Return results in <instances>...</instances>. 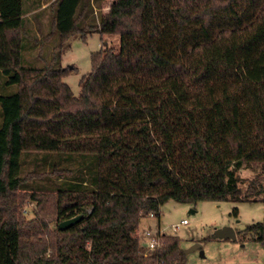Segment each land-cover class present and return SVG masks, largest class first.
Returning a JSON list of instances; mask_svg holds the SVG:
<instances>
[{"label": "trees", "instance_id": "1", "mask_svg": "<svg viewBox=\"0 0 264 264\" xmlns=\"http://www.w3.org/2000/svg\"><path fill=\"white\" fill-rule=\"evenodd\" d=\"M25 1L0 0V264H185L175 235L149 256L126 235L169 200L264 207V0H29L56 39L41 68L24 65ZM91 33L118 43L75 97L61 54ZM29 155L41 170L23 173ZM236 236L264 246V217Z\"/></svg>", "mask_w": 264, "mask_h": 264}, {"label": "rangeland", "instance_id": "2", "mask_svg": "<svg viewBox=\"0 0 264 264\" xmlns=\"http://www.w3.org/2000/svg\"><path fill=\"white\" fill-rule=\"evenodd\" d=\"M110 1L107 0L102 5V12L108 9ZM31 2L29 0L25 1L24 5L25 8H29L28 14H26L28 40H26L27 46L23 55L24 65L41 68L48 65L56 39L53 36L47 37L51 15L48 3L44 4L40 10L33 11L30 10ZM95 12L99 13L98 10H95ZM38 26L42 30V35ZM34 38L38 39L39 50L33 48V45L35 46ZM102 42H106L107 45L117 44L118 37L91 33L86 35L85 39L73 38L69 40L66 49L61 54V67L70 69V72L62 80L68 85L75 97L80 93L79 81L81 77L90 71V56L102 48ZM40 155L37 157L40 158ZM41 163L40 159L35 162L32 155L23 158V173L41 170ZM256 174H260V168L258 167L244 169L239 172V176L245 183L244 188L247 186V182L252 180ZM43 178L47 179L45 176ZM44 179L29 181L27 185L29 188H43ZM234 208L238 210L237 217L231 214ZM37 211H40L39 205L29 198L26 199L22 208L24 219L26 221L33 219ZM52 217L51 214L46 217L47 229L55 227V223L51 221ZM263 217L264 207L262 202L259 201L238 203L202 201L196 204H184L169 200L161 206L159 217L141 219L138 228L143 230L140 236H138L140 230H137L126 235V238L141 242L143 240L142 233L146 229L152 232L159 229L167 235L177 236L180 239L182 251L189 249L195 243L201 244L200 250L184 254L185 264H264L263 245L257 244L247 237L242 240L241 236H238L235 241L212 238L216 229L231 227L235 232H241L248 225L262 221ZM183 220H186L187 223L180 225ZM176 225H179V228L174 233L171 229Z\"/></svg>", "mask_w": 264, "mask_h": 264}, {"label": "built area", "instance_id": "3", "mask_svg": "<svg viewBox=\"0 0 264 264\" xmlns=\"http://www.w3.org/2000/svg\"><path fill=\"white\" fill-rule=\"evenodd\" d=\"M147 217H154L153 214H149ZM187 221L183 220L181 221L180 225L186 224ZM179 228V225L173 226L172 227V232L176 233ZM164 232H161V230H157L155 232H152L149 229H146L143 233V240L140 242L144 248H145V256L153 255L157 253V251L161 247V236L164 235ZM157 264H162V263H157Z\"/></svg>", "mask_w": 264, "mask_h": 264}, {"label": "water", "instance_id": "4", "mask_svg": "<svg viewBox=\"0 0 264 264\" xmlns=\"http://www.w3.org/2000/svg\"><path fill=\"white\" fill-rule=\"evenodd\" d=\"M81 216H77L71 219L64 220L59 223L58 227L60 230H64L73 224H75ZM213 239H229L231 241H235L237 239L236 232L233 228L231 227H223L220 229H216L213 236ZM201 249V244L200 243H195L193 246H191L189 249L184 250V254H188L190 252L200 250ZM202 254V252H201Z\"/></svg>", "mask_w": 264, "mask_h": 264}, {"label": "crops", "instance_id": "5", "mask_svg": "<svg viewBox=\"0 0 264 264\" xmlns=\"http://www.w3.org/2000/svg\"><path fill=\"white\" fill-rule=\"evenodd\" d=\"M159 226V225H158ZM139 227V224L136 226V227H134L132 230H130L129 232H128V234H132V232H136L137 230L139 231L140 229L138 228ZM143 230V229H142ZM142 230H140V232L138 233V236H140V234H141V232H142ZM127 234V235H128Z\"/></svg>", "mask_w": 264, "mask_h": 264}]
</instances>
